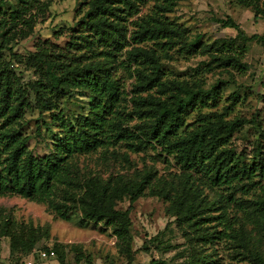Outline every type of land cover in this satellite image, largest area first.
Returning a JSON list of instances; mask_svg holds the SVG:
<instances>
[{
    "label": "trees",
    "instance_id": "obj_1",
    "mask_svg": "<svg viewBox=\"0 0 264 264\" xmlns=\"http://www.w3.org/2000/svg\"><path fill=\"white\" fill-rule=\"evenodd\" d=\"M178 1L153 0L151 11L137 16L143 0H85L86 10L77 23L79 30L66 47L58 49L51 43H42L27 54L26 62L36 77L26 85L3 55L7 52L14 56L13 47L32 32L36 18L43 14L44 4L40 0H16L11 6L0 8V196L18 195L41 203L61 220H70L72 213L78 211L81 224L101 222L110 228L119 251L129 258L128 213L131 204L152 185V172L136 170L129 177L117 174L104 179L98 174L80 173L73 159L116 144L132 152L152 145L170 155L190 179L188 191L184 192V186L183 190L177 188L172 194H163L172 202L174 216L187 222L195 232L206 228L204 222L216 220L210 226L213 230L202 232L198 238L221 241L222 248L229 250L225 264H264L258 246L246 240L250 230H256L264 239V186L255 179L264 175V156L257 143L251 147L252 154L247 160L230 145L233 133L244 124L256 127V119L225 118L238 100L237 91L228 95L229 102L223 109L216 108L219 84L226 81L218 80L203 88L196 80L188 83L163 79L161 57L167 58L171 50L183 56L197 52L200 37L188 38L182 27L166 18L165 14ZM241 2L252 8L254 17H264V8H259L258 0ZM213 20L222 28L235 30V34L207 45L204 50L210 59L204 65L215 62L218 68L243 74L246 43L264 40V34L246 35L230 17ZM146 42L151 44L149 48L138 46ZM127 46L132 47L125 49ZM123 50L126 58L120 62L121 67L128 70L129 76L134 73L129 111L122 109V91L112 73L113 59ZM130 64L134 65L132 71ZM74 90L83 91L88 98L87 110L65 114L58 104L68 100ZM28 91L33 94L34 105L28 101ZM33 107L39 113L50 111L49 121H41L51 132L47 151L42 155L28 148L29 137L22 131L24 115ZM189 110H196V117L187 125ZM202 178L224 190L227 201L237 207L240 215L222 210L218 215L202 216L210 209L193 204L198 196L195 181ZM255 185H259V192L254 198L234 197L237 192L246 194ZM125 199L128 206L117 208L116 204ZM248 223L251 229L245 228ZM163 233L164 229L148 240L156 241L155 247L159 248ZM2 236L8 237V250L13 253L32 245L40 235L31 227L24 234L7 214L0 217ZM143 247L146 248L145 243ZM73 248L76 250V246ZM48 249L56 252L59 264H69L57 245L45 250ZM81 256L77 253L75 264ZM85 259L84 264H90L89 257ZM223 262L210 253L189 250L178 263L155 258L149 264Z\"/></svg>",
    "mask_w": 264,
    "mask_h": 264
},
{
    "label": "rangeland",
    "instance_id": "obj_2",
    "mask_svg": "<svg viewBox=\"0 0 264 264\" xmlns=\"http://www.w3.org/2000/svg\"><path fill=\"white\" fill-rule=\"evenodd\" d=\"M85 0H40L44 4L42 16L36 18L32 32L25 38L19 40L13 47L14 56L4 53L3 58L11 61L14 72L26 85L36 75L33 73L30 63L26 62L28 53L34 52L36 46L42 43L53 44L58 49H63L71 40L72 35L79 30L86 4ZM242 0H180L172 11L166 13L168 20L177 23L185 30V35L192 38L199 35L197 52L187 56L179 54L175 50L168 52L167 58L161 57L163 79H178L197 84L203 88L220 80L219 100L217 109L221 110L229 100L226 98L232 91H237L239 97L226 113V119L251 118L257 121L256 127L244 124L242 128L234 132L230 138V145L236 153H240L245 160L250 159L251 147L255 143L260 144L261 155L264 156V40L250 41L246 43V51L242 61L246 64L243 74H237L231 69L216 67L215 62L205 66L210 55L205 52L207 45L217 38H227L235 34L231 28H222L214 18L230 17L243 30L246 35L264 34V17H254L250 6H244ZM246 2L250 0H244ZM252 1V0H251ZM16 0H0V8L11 6ZM259 8H264V0H258ZM153 0H143L139 5L137 16L151 11ZM133 18V17H131ZM129 18V19H131ZM143 48H149V42L138 44ZM127 46L125 49H130ZM126 58L124 50L113 59L112 73L118 78L122 91V109H131V87L134 81L128 70L121 67V61ZM134 65L130 64L132 71ZM28 101L34 105L31 91H28ZM81 90H74L72 95L63 103L58 104L65 114H78L85 112L88 98ZM56 109V111L58 110ZM210 108L209 110H212ZM202 112L207 111L202 109ZM50 111L38 112L34 107L24 115L25 124L22 131L29 137L28 148L35 154L42 155L47 151V143L50 142L51 132L41 122L49 121ZM196 117V110L186 113L185 123L189 125ZM135 122L132 120L131 124ZM51 128V126H50ZM80 173L100 175L107 178L109 175L124 174L129 177L134 171L152 172V185L137 197L131 204L128 216L130 220V255L129 258L120 252L115 245V237L108 226L101 222L88 221L79 223L80 215L76 211L72 213L68 221L58 219L41 203H36L18 195L0 196V217L10 214L17 226L27 234L30 227L36 235H40L32 245L23 246L20 251L10 253L8 250L9 239L7 236L0 238V264H59L56 260V252L52 256L41 258L38 252L52 245L59 247L65 261L75 264V256L82 254L76 264H84L85 256L89 257L90 264H149L150 259L162 258L175 263L180 262L189 252L210 253L213 257H220L225 262L228 249L222 248L221 241L202 240L201 233L211 232L210 226L216 220L204 222V230L194 231L187 222H181L173 214V204L164 193L172 194L173 191H186L190 179L182 173L179 166L170 155L162 153L152 145H147L140 151H128L124 146L116 144L107 149H97L94 152L81 154L73 159ZM255 179L264 186V175ZM187 180V182H186ZM202 180V182H201ZM195 181L197 188L196 198L193 204L198 207L207 206L210 210L202 216L218 215L222 210L226 214L240 215L236 206L227 201L226 192L219 187L211 185L204 178ZM258 183V184H259ZM258 186L250 189L246 194L238 192L234 197L252 199L258 194ZM257 187V188H256ZM191 193V192H190ZM264 198V193H263ZM200 200V202H199ZM199 202V203H198ZM128 206L127 200L116 204L117 208L124 209ZM218 226L215 228L217 229ZM251 229V224L245 226ZM164 229L160 237L161 243L156 248V241H149L157 232ZM249 237V239L247 238ZM248 244L253 243L264 255V239L256 232L250 230L246 233ZM145 243L146 248L143 247ZM76 246V250L73 248ZM36 249V250H35ZM80 251V252H79Z\"/></svg>",
    "mask_w": 264,
    "mask_h": 264
},
{
    "label": "built area",
    "instance_id": "obj_3",
    "mask_svg": "<svg viewBox=\"0 0 264 264\" xmlns=\"http://www.w3.org/2000/svg\"><path fill=\"white\" fill-rule=\"evenodd\" d=\"M53 255V251L51 249L46 250H41L39 251V257L44 258V257H48V256H52ZM30 261H26V264H30Z\"/></svg>",
    "mask_w": 264,
    "mask_h": 264
},
{
    "label": "crops",
    "instance_id": "obj_4",
    "mask_svg": "<svg viewBox=\"0 0 264 264\" xmlns=\"http://www.w3.org/2000/svg\"><path fill=\"white\" fill-rule=\"evenodd\" d=\"M26 264V263H25Z\"/></svg>",
    "mask_w": 264,
    "mask_h": 264
}]
</instances>
